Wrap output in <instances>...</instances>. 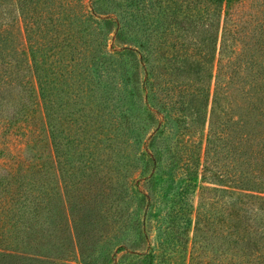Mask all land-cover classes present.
<instances>
[{
	"label": "trees",
	"instance_id": "trees-1",
	"mask_svg": "<svg viewBox=\"0 0 264 264\" xmlns=\"http://www.w3.org/2000/svg\"><path fill=\"white\" fill-rule=\"evenodd\" d=\"M71 1L72 7L69 6L70 2L68 4L62 1L66 9L69 7L70 9L59 13L57 10H50L53 0H0V87H6L5 72L11 69L15 72L13 81L17 82V74L20 71L16 70V64L20 60L27 72H31L34 76L33 86L22 90L28 91V97H32V101L36 96L44 101L45 114L50 127L51 109L57 104L48 91L49 87L52 90L58 89L59 94L71 95L72 102L69 106L73 105L75 100L82 99L88 105L94 103L99 109L96 110L99 119L113 127L118 126L119 120L127 136L136 135V132L139 133L145 128V125H152L154 128V132L150 135L152 145L157 139V134L159 135V130L156 129L159 121L156 115L161 114L158 111L159 106L174 113L179 111L180 115H177L176 122L184 125L189 123L188 116L197 115L200 119L202 114L205 115L204 120L207 117L208 130L205 136L206 144L201 154L202 173L205 176L212 170L213 163H217L223 170H217L211 176L217 178L216 181L223 186L232 181L233 187L201 188L198 205L193 215L194 226L192 221L188 220L183 233L184 244L186 243L185 252L188 254L187 264H204L197 253L199 240L195 236L189 240V233L191 230L195 235L199 232L207 233L209 226L215 227L219 223L218 219L217 222L209 221L208 216L205 217L203 213V204L211 199L215 200L214 204L220 208L221 214L227 215L231 223L230 235L226 234V237L231 241L232 254L227 264H264V231L262 230L264 206L259 207V213L263 216L257 211L253 213V209L246 206L247 203L255 201L264 204V180L247 178L241 171L239 180L229 174L234 162L237 161L233 156L244 154L241 148L242 142L254 140L259 130L262 131L264 127V123H260V118H255L253 127L246 130L247 122L245 124L241 116L233 115V102L230 100L231 97L236 100L237 96H242L239 91L244 87L240 85L246 82L244 81L247 77L246 72L250 67L257 73L255 76L257 79L264 72V62L262 67H257L255 60L247 57L249 44L245 42L244 34L245 29H250V18L247 16L244 18L242 14L244 0H153L151 3L144 0H130L123 4L116 3L119 19L118 13L113 18L106 13L107 10L98 7L95 3H91L89 11L84 12L81 0ZM7 3L12 7L15 4L18 11H15L14 17L6 9ZM75 5L77 10L74 8ZM58 7H60L59 3L57 9ZM73 8L76 11L72 10ZM99 16L105 17L102 21L95 20L102 18ZM92 24H95V27L103 26L104 29L99 30V37L106 32L112 33L114 27L116 38L118 35L125 37L120 40L126 42L125 45L117 53H108L104 49V44H94L96 41L93 39ZM133 31L137 34L132 41H128L129 34ZM78 33L88 39L79 49L75 48L70 40L78 36ZM260 33H264V27L260 29ZM257 51L264 52V47L258 46ZM113 55H117V59ZM118 66L121 70V92L118 90ZM102 69L112 75L105 78ZM113 74L117 76L116 81ZM47 78L48 82H46ZM261 78L264 80L263 77ZM263 88L264 83L258 82L256 88L251 89V95L247 92L248 117L251 113L259 111L258 105L260 106L264 101ZM134 91L137 92L133 94ZM175 92L179 93L180 101L171 98V94ZM138 99L141 106L138 105ZM194 104L195 114L192 113L191 107ZM69 122L70 119L66 125ZM53 129L55 131V128H51ZM54 131L51 132L50 138L55 136ZM113 131L114 136L118 137V128ZM78 134L76 138L80 144ZM65 138L68 139L67 135ZM223 141L229 146L223 152L225 163L221 165L219 159L216 157L215 162L214 158L217 153V143ZM58 143L56 138H53L51 146L57 155L48 153V157L44 162L42 161L39 168L38 175L43 172L42 176L48 175L50 178L38 181L40 189L30 201L32 204L30 218L31 221L41 224L37 229L40 230V237L35 230L36 224H30L28 236L35 234L38 237H33V242H26L31 252H27L25 256L30 257L24 259L23 254L13 252L4 254L0 250V264H11V262L23 264L25 261L37 264L42 262L40 259L46 255L51 256L48 251L40 249L49 243L46 238L43 239L44 231L48 227L57 226L59 217L69 221L74 213H70L69 216V212L66 213L60 206L62 201L66 204L69 199L65 202L68 180L62 169L65 160L62 161L64 158L59 154L63 146ZM151 161L156 172L157 168L161 169L156 156H151ZM90 167L92 166H86L87 170ZM94 169L93 166L90 170L92 173H87L86 169L82 173L81 177L87 178L86 184L88 180L93 183L95 176L102 175L96 172L97 170L94 172ZM110 177L106 178L103 175L101 179L103 183L107 182L109 185ZM239 181L240 185H237ZM186 187L188 186L185 185V189L176 193L171 200L172 203L181 204L180 200L188 189ZM120 190L124 194L129 188L120 187ZM54 192L55 196H59V201H55L52 196ZM111 192L118 199V183L111 187ZM140 193L141 190L135 192L136 196ZM24 194L27 198V195L30 197L31 189ZM94 198V192L89 193L88 198L81 196L78 199L80 202L73 205V208L77 210L78 205L84 215L85 209H88V212L96 209L93 206L94 202H91ZM150 200L148 196H141L138 202ZM69 209L71 210V207ZM79 216L80 214L76 217L77 220ZM88 217L93 218L89 213ZM46 220L53 225L49 222L44 228L43 222ZM175 223L174 221L169 223V225L173 224V227L170 225L173 234H166V240L168 242L172 240L173 244L180 237ZM209 237L212 239V234ZM41 240L43 244L36 247L34 243L36 241L39 243ZM161 244L160 241V248ZM137 257L142 258L145 255L138 254ZM52 261L49 264H65L60 260H57V263Z\"/></svg>",
	"mask_w": 264,
	"mask_h": 264
},
{
	"label": "rangeland",
	"instance_id": "rangeland-1",
	"mask_svg": "<svg viewBox=\"0 0 264 264\" xmlns=\"http://www.w3.org/2000/svg\"><path fill=\"white\" fill-rule=\"evenodd\" d=\"M62 1L70 2L69 6H73L71 0ZM62 1L53 0L50 10H57L59 13L69 11L70 7L66 9ZM81 1L84 12H88L91 3H95L98 7L107 10L106 13L109 16L116 17L118 13L119 19L116 3L123 4L130 0ZM144 1L151 3L153 0ZM58 3L59 9H57ZM74 8L77 10L76 5ZM74 8L72 10L76 11ZM6 9L14 17L17 10L15 4L12 7L7 3ZM242 14L244 18L246 16L250 18V29H245L244 34V40L249 44L247 57L250 60L254 59L257 67H262L264 52L257 51V47H264V33H260V29L264 27V0H244ZM99 17L102 18L95 19L97 17H94V19L102 21L105 16ZM95 26V24L91 25V28L94 27L92 30L93 39L96 41L94 44H104V49L108 53H117L125 45L126 42L120 41L125 37L118 35L116 38L114 27L112 33L107 34L106 32L102 37H99V30L104 28ZM136 34L135 31L131 32L128 41H132ZM70 40L71 44L79 49L81 44L88 39L78 33V36H74ZM64 54L68 55L67 52ZM113 56L117 59V55ZM119 60L118 55V63ZM260 61L262 62L260 63ZM16 70L20 71L17 74V82L13 81L15 72L11 69L9 72H5L4 85L6 87H0V250L4 254H7L6 252L23 254L24 259L30 257L25 256L27 252H31V248L27 246L26 242H33L34 238L40 237V230L37 229L41 226V224L31 221L32 204L30 201L36 191L40 189L38 187L39 180L50 178L48 175L42 176L43 172H40L39 175L38 173L42 161L44 162L48 157V153L57 155L51 146V141L56 138V141L61 143V147L63 146V148L60 147L59 154L64 158L62 161L65 160L62 169L68 180L65 202L68 199L69 201L66 204L62 201L60 206L63 211L69 212V216L70 213H74L70 216L69 221L59 217L57 226L48 227L44 231L43 239L46 238L49 243L40 249L48 251L51 256L46 255L40 259L42 262L37 264H49V262H53L52 260L54 263L60 260L65 264H187L188 254L185 252L186 243L184 244L183 233L188 220L192 221V226H194L193 215L198 205L201 188L225 189L227 186L233 187L232 181L223 186L219 185L216 181L217 178L211 176L217 170H223L217 163H213L212 170L205 176L202 173L201 154L206 144L207 117L204 120L205 115L203 114L200 119L197 118V115L188 116L189 123L184 125L176 122L177 115H180L179 111L174 113L159 106L158 111L161 114L156 115L159 118L158 125L156 124L159 135L157 134V139L152 145L150 144V135L154 132L152 125H145V128H142L139 133L136 132V135L127 136L124 126L119 120L118 126L114 125L115 127H113L99 119L100 116L96 111L98 108L94 103L88 105L82 99L75 100L74 104L69 106L72 102L71 95L59 94L58 89L52 90L49 87L48 91L57 104L51 109L52 118L50 121L52 124L50 127L47 114H45L44 101L37 96L32 101V97H28V91L22 90L33 86L34 76L31 72H27L20 60L17 61ZM103 73L105 78L112 75L108 71ZM120 74L121 70L118 66V90L121 92ZM246 74L247 77L244 80L246 82L240 85L244 87L239 91L242 96H237L236 100L231 97L230 100L233 102V115L241 116L245 124L247 122L246 130H248L253 127L255 118H260V123H264V101L260 106L258 105L259 111L251 113L249 117L246 111L247 92L251 95V89L256 88L258 82L264 83L261 78H264V72L257 79L255 77L257 73L250 67ZM113 78L115 81L117 80V76L114 74ZM46 82H48V78ZM136 92L134 91L133 94ZM262 94H264V88ZM171 98L175 101L181 100L178 92L172 93ZM194 101L198 103L196 99ZM138 105L141 106L139 99ZM194 106L195 104L191 106L193 114H195ZM69 119L71 122L66 125ZM51 128H55V131ZM116 128H118V137L113 134V130ZM52 131L55 136L50 138ZM76 134L79 135L80 144ZM249 140L242 142L241 148L244 154L233 156L237 161L234 162L229 174L239 180L241 171L247 178L263 181L264 127L262 131L259 130L254 140L251 142ZM228 146L229 144L224 141L217 143L216 155L218 156L215 155V162L217 157L221 165L225 163L223 152ZM151 156H156L161 167V169L157 168V172L153 168ZM86 166L92 167L88 168V171ZM93 166L95 167L94 172L97 170L96 172L102 173L101 176L104 175L106 178L111 176L108 178L111 179L109 185L107 182L103 183L101 176H95L97 182L94 180L92 183L88 180V184H86L87 178H82L81 175L85 169L87 173H92L90 170L93 169ZM151 175L153 176L150 177ZM115 183H118V199L111 192V187H114ZM122 183L126 185L122 186ZM237 183L240 185V181ZM185 185L188 186L186 187L188 189L180 200L181 204L172 203L171 200L174 199L176 193L185 189ZM127 186L129 191H125L126 195H124L121 193L120 187ZM30 189L31 196L27 195V198L24 192ZM137 190H141L142 193L136 196ZM92 192H94L95 198L91 202H94L93 206L96 209L89 210V212L88 209H85L84 215H82L81 207L77 205L78 209L76 210L73 205L80 202L78 199L81 196L88 198L89 193ZM52 196L55 201H59V196H55V192L52 193ZM141 196H148L151 200L138 202ZM24 199L27 200L24 201ZM214 202V199L206 201L203 204V213L205 217L208 216L209 221L217 222L218 219L219 223L215 227L209 226L207 233L199 232L195 235L191 230L189 240L194 236L199 240L197 253L204 264H227L232 254L231 241L226 237V234L230 235L231 223L226 214H221L220 208ZM68 206L71 207V210ZM246 206L253 209V213L255 211L259 213V207L264 204L255 201L247 203ZM88 213L93 218H89ZM79 214L77 220L76 217ZM170 221L176 222L175 228L180 236L174 244L172 240L170 242L166 240V234H173L170 225L173 227L174 223L169 225ZM49 222L47 220L43 222L44 228ZM30 224H36L35 230L38 237L35 234L33 236L30 234L31 237L28 236ZM50 225L53 224L50 222ZM262 230L264 231V228ZM210 234H212V239L209 237ZM42 240L39 243L34 241L36 247L43 244ZM187 248L189 250L190 244ZM138 254H144L145 257H137ZM30 263L32 262L25 261L23 264ZM11 264L13 263L11 262Z\"/></svg>",
	"mask_w": 264,
	"mask_h": 264
}]
</instances>
